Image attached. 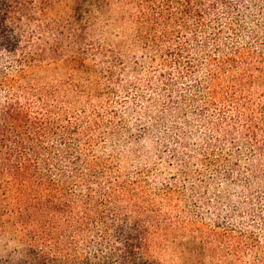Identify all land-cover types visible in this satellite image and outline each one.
<instances>
[{
	"label": "rangeland",
	"instance_id": "rangeland-1",
	"mask_svg": "<svg viewBox=\"0 0 264 264\" xmlns=\"http://www.w3.org/2000/svg\"><path fill=\"white\" fill-rule=\"evenodd\" d=\"M91 15L70 48L80 53L82 69H72L78 61L59 62L28 77L37 86L56 88L65 118L83 125L78 148L90 164L91 188L120 187L118 206L140 208L141 219L157 227L143 257L147 263L264 264L262 164L256 152L245 149L241 131L245 116L258 120L264 94V76L257 71L259 57L264 68V0L242 2L237 15L226 17L216 42L220 52L211 30L186 32L179 61L191 63L184 67L167 53L173 42L155 50L139 37L134 6L113 1ZM203 40L205 46L196 47ZM236 49L251 61L249 67L222 69L218 94L209 100L198 90L209 82L208 56H230ZM241 75L248 79L235 91L230 80ZM11 92L0 91V100ZM226 93L237 101L238 112L223 101ZM113 234L112 229L103 240L88 237L80 252L107 259L120 248ZM27 248L16 234L0 231V264H34L37 256Z\"/></svg>",
	"mask_w": 264,
	"mask_h": 264
},
{
	"label": "trees",
	"instance_id": "trees-1",
	"mask_svg": "<svg viewBox=\"0 0 264 264\" xmlns=\"http://www.w3.org/2000/svg\"><path fill=\"white\" fill-rule=\"evenodd\" d=\"M113 1L136 8L139 37L150 48L159 50L173 42L174 48L168 46L167 53H173L174 64L184 67L191 63L179 61L186 52L181 41L186 32L198 36L211 30L214 50L220 52L216 42L226 17L237 15L240 3L255 0H0V91H12L0 100V231L19 236L28 247L26 252L37 256L34 264H158L143 259L157 227L141 219L140 208L129 212L127 205L118 206L120 187L118 191L112 184L106 190L91 188L90 164L78 148V133L86 132L83 125L65 118L64 101L56 88L28 80L30 72L59 62L78 61L72 69H82L80 53L70 48L85 30L84 21L93 18L91 13ZM204 40L196 47H204ZM231 54L206 60L211 65L209 82L200 83L198 90L206 92L211 101L218 94L215 83L222 69L231 71L244 63L247 70L251 63L242 50ZM259 58L256 70L261 77L264 68ZM242 79L248 76L231 78L233 89ZM224 95L223 101L238 112L234 97ZM256 114L258 120L245 116L241 131L245 149L260 159L264 180V94ZM112 229L120 248L110 251L107 259L80 252L79 245L84 246L88 237L103 240ZM19 264L32 263L27 259Z\"/></svg>",
	"mask_w": 264,
	"mask_h": 264
}]
</instances>
